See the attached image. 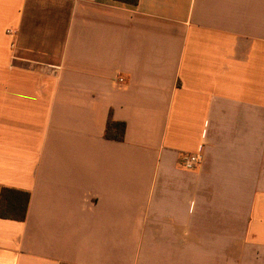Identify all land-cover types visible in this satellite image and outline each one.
Instances as JSON below:
<instances>
[{
  "label": "crops",
  "instance_id": "1",
  "mask_svg": "<svg viewBox=\"0 0 264 264\" xmlns=\"http://www.w3.org/2000/svg\"><path fill=\"white\" fill-rule=\"evenodd\" d=\"M3 188L0 264H264V0H0Z\"/></svg>",
  "mask_w": 264,
  "mask_h": 264
},
{
  "label": "trees",
  "instance_id": "2",
  "mask_svg": "<svg viewBox=\"0 0 264 264\" xmlns=\"http://www.w3.org/2000/svg\"><path fill=\"white\" fill-rule=\"evenodd\" d=\"M136 6L139 0H116ZM126 124L109 118L105 138L122 142L125 140ZM29 194L3 188L0 192V218L24 221L27 214Z\"/></svg>",
  "mask_w": 264,
  "mask_h": 264
},
{
  "label": "built area",
  "instance_id": "3",
  "mask_svg": "<svg viewBox=\"0 0 264 264\" xmlns=\"http://www.w3.org/2000/svg\"><path fill=\"white\" fill-rule=\"evenodd\" d=\"M92 1H96V0H92ZM13 33L12 31H8V34H11ZM119 81L121 83L124 82V79L120 78ZM203 161H204V157L202 154H185L181 157V160H180V164H181V167L186 169V170H190V171H193V170H196L198 169L202 164H203Z\"/></svg>",
  "mask_w": 264,
  "mask_h": 264
}]
</instances>
